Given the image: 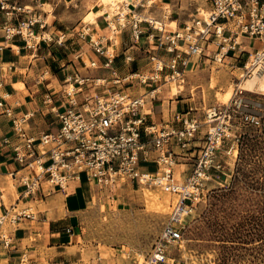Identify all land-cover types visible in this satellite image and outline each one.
Segmentation results:
<instances>
[{"label": "built area", "instance_id": "2783aa9c", "mask_svg": "<svg viewBox=\"0 0 264 264\" xmlns=\"http://www.w3.org/2000/svg\"><path fill=\"white\" fill-rule=\"evenodd\" d=\"M153 0L120 1L111 15L104 14L112 32L128 31V39L136 46L143 45L146 68H135L118 76L112 65L113 51L104 50L100 40L88 37L87 28L58 35L54 42L63 43L77 36L104 56L103 66L111 73L114 90L104 93L84 92L81 104L75 100L74 87L69 85L64 93L67 106L56 113L58 127L37 137L28 133L29 113L12 116L11 109L0 98V109L11 116L14 140L4 137L10 146L17 169L8 173L21 186L17 198H27L45 191L43 184L64 190L69 179H79L84 174L89 183L100 188L116 189L131 182L139 185L159 186L176 195L169 218L151 245L141 264H168L170 249L179 251L183 225L181 218L189 215L196 201L204 195L206 182L226 175L225 168L239 141L233 131L229 112L231 99L223 106H212L205 112L206 130L199 138L200 121L193 108L174 111L169 121L149 120L145 104L155 98L161 86L171 83L176 87L184 83V76L196 64L194 56H205L211 62L230 58L241 61L237 79L264 72V0H210L209 5L196 9L190 21L181 26L169 24L136 8L150 6ZM40 13L19 0H0V51L15 38L26 48L34 49L39 42L52 38L36 31L44 26ZM87 36V38H86ZM240 38L260 41L259 48L246 50ZM215 49H207V45ZM127 62L133 55H124ZM85 65V63H84ZM86 66L96 67L95 61ZM87 79V78H84ZM84 79L77 80L82 83ZM96 78L94 83L102 84ZM136 82L148 89L132 95L122 84ZM1 85V82H0ZM182 90L178 88L172 96ZM242 90L236 85L232 97ZM44 101H48L46 96ZM241 120L256 125L259 120L252 113H242ZM199 140V144L193 142ZM224 151H220L223 145ZM147 163L154 165L148 170ZM186 166L182 179L176 177L175 167ZM2 190L0 187V200ZM31 207L16 203L3 205L0 211V244L9 246L10 237L4 225H16L24 218L35 217ZM172 260L174 258L170 257Z\"/></svg>", "mask_w": 264, "mask_h": 264}, {"label": "crops", "instance_id": "0c3cea01", "mask_svg": "<svg viewBox=\"0 0 264 264\" xmlns=\"http://www.w3.org/2000/svg\"><path fill=\"white\" fill-rule=\"evenodd\" d=\"M19 2L40 13L45 24L41 29L35 26V30L52 38L49 42H39L34 49L24 47L23 41L15 38L0 51V98L4 106L10 107L12 116L30 114L26 124L30 135L37 137L43 132L57 129L56 113L67 106L64 90L69 85L74 87L77 104H81L84 92L104 93L119 85L112 84L110 70L103 66L104 56L95 52L86 40L73 36L56 44L54 40L58 35L66 33L69 36L71 30L77 32L87 28L88 37L99 39L104 50L113 51L115 58L112 65L120 77L130 71L132 66L138 68V62L146 61L143 45L130 44L127 30L112 32L104 14L97 13L101 6L100 0ZM198 4V0H153L150 6L136 8L135 11L181 26L195 15ZM208 5L206 1V7ZM89 12H95L93 20L86 18ZM111 13L113 11L107 15ZM128 53L134 54L131 62L124 59ZM90 61H95L97 66H86ZM82 78L87 79L78 83L77 80ZM96 78L104 81L95 84ZM122 86L132 95L142 94L148 89L146 85L136 82ZM171 93L165 84L160 87L155 98L145 104L149 120L169 121L174 111L182 110L177 104L179 100ZM46 96L49 97L48 101L43 100ZM4 137L14 140L11 116L0 109V211L3 205L10 203H16L17 206L30 204L35 217L24 218L14 226H3L9 233L10 242L7 247L0 244V264H67L65 261L75 264L73 254H68V249L76 246L83 213L94 201L110 200L114 196L113 190L89 183L82 174L79 179L67 180L63 191L44 183L42 187L45 191L42 194L38 192L27 198H17L21 186L16 179L20 171L13 179L8 175L17 169V164L12 159L10 146L3 143ZM193 144L198 145L199 140ZM177 166L181 170L184 165Z\"/></svg>", "mask_w": 264, "mask_h": 264}, {"label": "rangeland", "instance_id": "374dc122", "mask_svg": "<svg viewBox=\"0 0 264 264\" xmlns=\"http://www.w3.org/2000/svg\"><path fill=\"white\" fill-rule=\"evenodd\" d=\"M198 1L199 10L206 8V1L209 4V0ZM240 43L246 50L260 46L256 39L240 38ZM207 49L215 46L209 45ZM192 60L197 62L186 72L184 89L175 98L179 100L178 107L186 110L188 103L194 108L200 121V138L208 125L203 122L207 109L223 106L231 99V123L240 137L235 154L230 155L226 164V175L208 180L207 191L196 201L191 213L181 218L180 249H170V257L174 259L169 257L166 261L168 264H264V204L259 203L256 189L240 181L242 171L248 179L261 173L255 169L257 156L246 150L244 141L252 134L264 132V94L242 91L232 97L240 81L237 77L241 61L226 58L211 62L205 56H194ZM145 63L142 60L136 65L144 69ZM211 78L215 81L213 86H210ZM228 85H231V96L226 101L217 100L216 93L224 92ZM242 113L256 115L259 123H244L240 118ZM225 148L224 144L220 151ZM185 167L181 170L175 167L177 179H182ZM148 168L154 169V165L150 163ZM113 192L110 200L94 201L83 213L76 246L68 249L75 264H141L176 200L175 194L162 187L131 182L116 187ZM28 206L34 211L32 205Z\"/></svg>", "mask_w": 264, "mask_h": 264}, {"label": "bare ground", "instance_id": "6f19581e", "mask_svg": "<svg viewBox=\"0 0 264 264\" xmlns=\"http://www.w3.org/2000/svg\"><path fill=\"white\" fill-rule=\"evenodd\" d=\"M120 1L127 2L129 0H100L101 6H100V9L97 13L107 14L108 8H109V10L113 11V13H114L117 10V8H118L117 5ZM94 15H95V12H89L87 14L86 18L89 20H93ZM214 82H215L214 79L211 78L210 86H213ZM173 85L171 88V91H172L171 94H174V92H176V90L178 88H180V90L184 89L183 84H180L179 87H176V86L173 87ZM237 85L242 91H251V92H255V93L264 94V72H260L258 74L252 75L250 77L242 78L240 81L237 82ZM215 96H216L217 100L226 101L231 96V85H228L227 89L224 92H222V93L217 92ZM159 195L160 194H158V196ZM180 245H179V247H180Z\"/></svg>", "mask_w": 264, "mask_h": 264}, {"label": "trees", "instance_id": "16d2710c", "mask_svg": "<svg viewBox=\"0 0 264 264\" xmlns=\"http://www.w3.org/2000/svg\"><path fill=\"white\" fill-rule=\"evenodd\" d=\"M135 66V65H134ZM135 68H137L135 66ZM134 68V69H135ZM133 69V70H134ZM132 70V71H133ZM244 134H241V136ZM244 145L246 150L249 153H254L257 156L256 161V170H260V174L257 176H252L251 178H247L245 174H243L240 181L247 182V186H250L252 189L257 190V196L259 197V203L264 204V132L262 134H252V136L246 137L244 141ZM246 161V157H244V162Z\"/></svg>", "mask_w": 264, "mask_h": 264}]
</instances>
